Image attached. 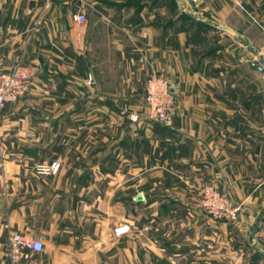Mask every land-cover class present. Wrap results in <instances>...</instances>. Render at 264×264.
Masks as SVG:
<instances>
[{
	"label": "crops",
	"instance_id": "0c3cea01",
	"mask_svg": "<svg viewBox=\"0 0 264 264\" xmlns=\"http://www.w3.org/2000/svg\"><path fill=\"white\" fill-rule=\"evenodd\" d=\"M236 1L200 0L203 18H186L179 30V0H0V71L20 62L34 73L31 90L0 110V141L18 146L0 148V264H12L10 231L45 243L13 264L226 258L225 247L204 255L202 246L189 248L191 236H182L176 220L206 183L242 203L234 222L240 229L264 207V102L252 112L257 99H242L235 80L227 94L213 54L202 49L213 30L193 37L198 21L239 32ZM76 12L86 20L76 21ZM230 48L245 53L238 42ZM154 72L176 84L177 114L165 139L144 115H129ZM54 158L62 161L59 173L35 171ZM125 221L132 230L116 235L114 226ZM230 226L218 220L191 240Z\"/></svg>",
	"mask_w": 264,
	"mask_h": 264
},
{
	"label": "rangeland",
	"instance_id": "374dc122",
	"mask_svg": "<svg viewBox=\"0 0 264 264\" xmlns=\"http://www.w3.org/2000/svg\"><path fill=\"white\" fill-rule=\"evenodd\" d=\"M186 1V3H183V0H179V30H181V25L186 27L185 23H181L186 18H194L196 19L195 21L199 19L201 20V18H203L202 15H205L206 11L205 9L198 7V5L201 4L200 0H197L194 4L189 2L188 0ZM235 11V16L239 17L238 21H240L239 23H237L238 26L241 28L238 30L239 32L231 33L227 29L217 30V28L213 25H207L206 22L198 21L197 31L194 33L193 37H196L198 39L207 38L206 34H201L202 31H199L200 28H206L210 31L215 30V32L212 31L213 33L210 32V37L212 38L213 36V40L210 41L209 44L202 42L203 52L206 51L208 54H213L210 55L209 58L212 65H216V67L220 68V75H223L222 77L226 81L227 85L225 92L228 94L231 91L229 86L230 83L234 80L238 83H241L240 89L242 90V99H244L245 97H247V100L249 98L257 99V106L253 104L252 112H255L257 109V112L259 113L262 110L261 103L264 102L263 98L261 99V97L264 96V71H261L260 69L251 66L250 62L254 59H258L260 63L264 66V0H237ZM218 31L220 32L218 33ZM215 33H217V35H213ZM223 34L226 35L227 39H225ZM233 41L239 43V49H243L245 51L244 54L239 55L233 52V49L230 48V45ZM250 85L253 87L251 88ZM250 89H252L251 92ZM250 93L252 94V96ZM137 107L138 108L136 111L138 112H145L147 109L146 105L142 103V100L141 103L137 105ZM242 108L243 111L248 110L247 107H245L244 105H242ZM244 123L245 121L242 124L245 125ZM258 131V146L262 147L264 146V136L260 135L264 132L260 125ZM163 132L164 135L162 136L165 139L169 136L168 134H170L171 131L169 128L163 130ZM33 135L35 134H32V136ZM23 136H26V134ZM1 138L2 139L0 141V147H18L15 140L13 142L8 140L6 145L4 137L2 136ZM21 144L22 145L20 147H25L26 140H21ZM202 189L200 188L199 193H197L198 198L193 199L192 201H188L185 215L179 216L176 220L177 222L181 223L180 225L182 228L179 229V231H182L183 229V231L180 232L183 233L182 236H186L188 234L189 236H191L192 239L193 232L195 231H197V233H195V236H201V227L213 226L218 220L225 221L227 222L228 226H231L229 230H227V232L225 231V234L221 232L212 233L210 231L211 233L208 234V236H205L206 234L203 235V240L200 239L201 243H197L195 239L191 240L189 238L188 241H191L190 244H187L189 248H193L194 245L202 246V251H204V253L199 255H204L207 248L211 250L212 248L218 249L219 247V250L221 251V249L225 247L224 250L226 258L223 261L219 263L209 262L198 264H264V207L262 208V212L257 216H252L250 219L248 218V220L242 221V228L240 229L237 227V224H234V222L240 219L239 212L242 209V203H239L231 198L233 202L241 206L236 218L230 219L226 217L216 216L214 213L204 209V207L202 206ZM259 216H261L259 223L257 226L254 227V223ZM129 223L131 225L132 230L133 223ZM198 228L200 230H198ZM217 244L218 246H216ZM203 247L205 250L203 249ZM189 252V254H185L191 256V254L193 255L194 251L191 252V250H189ZM185 258L186 257L182 259ZM25 261L26 260H19L16 262L21 263ZM171 264L194 263H187L186 260H183V262L182 260H178L176 262H171Z\"/></svg>",
	"mask_w": 264,
	"mask_h": 264
},
{
	"label": "built area",
	"instance_id": "2783aa9c",
	"mask_svg": "<svg viewBox=\"0 0 264 264\" xmlns=\"http://www.w3.org/2000/svg\"><path fill=\"white\" fill-rule=\"evenodd\" d=\"M193 2L197 0H192ZM73 18L78 22L86 20L84 12H76ZM33 71L22 63L17 62L12 68L0 71V110L6 103L17 101L25 96L32 87ZM172 80L164 75L154 73L146 83L142 103L146 105L145 112L130 111L129 115L133 121H140L144 115L150 121H157L166 126H172L177 114V98L175 91L171 88ZM125 110H128L125 107ZM1 148V147H0ZM62 167V161L58 158L47 162L35 164V171L40 174H57ZM201 203L204 209L219 217L234 219L240 210V205L233 202L231 197L221 192L213 183L203 186ZM116 235H123L131 230L129 222H121L114 226ZM45 243L42 237L33 238L27 234L10 231L8 236V254L11 263L28 259L33 251L40 252Z\"/></svg>",
	"mask_w": 264,
	"mask_h": 264
},
{
	"label": "water",
	"instance_id": "95a60500",
	"mask_svg": "<svg viewBox=\"0 0 264 264\" xmlns=\"http://www.w3.org/2000/svg\"><path fill=\"white\" fill-rule=\"evenodd\" d=\"M242 54H244V52H242ZM250 65L253 66V67H256V68L260 69L261 71H264V66L260 63V61L258 59L252 60L250 62ZM171 88H172L173 91L176 90V84H175V81L174 80H172ZM139 198H142V195H139L138 199ZM260 218H261V216H259L258 219L255 221L254 227L258 225ZM251 239H252V236H251Z\"/></svg>",
	"mask_w": 264,
	"mask_h": 264
},
{
	"label": "trees",
	"instance_id": "16d2710c",
	"mask_svg": "<svg viewBox=\"0 0 264 264\" xmlns=\"http://www.w3.org/2000/svg\"><path fill=\"white\" fill-rule=\"evenodd\" d=\"M156 125H158L162 130L169 129L170 126L163 125L157 121H153Z\"/></svg>",
	"mask_w": 264,
	"mask_h": 264
}]
</instances>
